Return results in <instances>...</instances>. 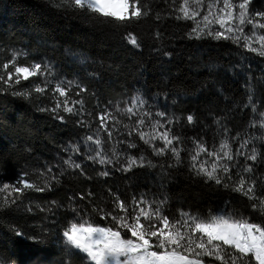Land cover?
<instances>
[{
    "label": "trees",
    "instance_id": "trees-1",
    "mask_svg": "<svg viewBox=\"0 0 264 264\" xmlns=\"http://www.w3.org/2000/svg\"><path fill=\"white\" fill-rule=\"evenodd\" d=\"M60 3L0 0V69L18 50V64L47 65L73 84L71 100H83V105L76 106L79 114L61 111V121L52 112L40 110L55 106L50 87L43 94L33 91L44 86L40 77L0 91V189L5 183L20 186L24 174L30 183L45 188L42 192L26 189L22 194L11 189L0 192L3 264H89L84 254L67 244L63 231L73 222L113 227L111 218L104 216L110 211L118 214L114 211L116 197L126 204L141 197L149 203L165 201L162 212L170 220L180 219L182 212L202 218L226 212L264 226V208L259 204L264 199V57L232 39L190 36L196 21L176 18L182 0H143L149 14L127 24L96 19L58 7ZM248 12L264 23L256 17L264 12V0H250ZM259 31L264 35V29ZM129 33L137 36L139 48L124 38ZM13 91L32 94L16 96ZM136 96L144 99L147 111L165 112L172 121L169 125L157 117L180 138L176 144L182 149L179 162L170 153L155 155L153 147L136 133L129 136L135 124L125 117L114 114L119 123L115 129L109 123L111 140L100 129L101 114H112L119 102H131ZM189 115L193 116L191 123ZM94 129L100 131L103 151L113 159L111 165L87 159L94 152L86 137L94 136ZM225 139L234 156L233 162L224 161L231 168V180L220 173L227 188L197 175L190 163L196 141L212 151ZM246 140L247 148L241 151L250 155L255 148V161L236 155ZM131 143L136 147H128ZM72 145L79 146L78 153L71 151ZM128 156H143L151 166L121 171ZM69 157L81 167L65 164ZM248 165L252 172L244 174L242 169ZM105 170L109 175L101 176ZM239 175L255 180L256 199L232 190ZM52 176L57 179L52 181ZM10 199L16 203L10 204ZM17 231L22 236L15 235ZM204 261L222 264L212 257ZM249 264H253L251 258Z\"/></svg>",
    "mask_w": 264,
    "mask_h": 264
},
{
    "label": "snow or ice",
    "instance_id": "snow-or-ice-1",
    "mask_svg": "<svg viewBox=\"0 0 264 264\" xmlns=\"http://www.w3.org/2000/svg\"><path fill=\"white\" fill-rule=\"evenodd\" d=\"M250 0H242L238 5L232 0H182L178 9L179 15L177 19L195 20L196 24L192 28L190 36L201 38L202 36H211L215 39H232L236 43L243 41V47L251 52L257 53L264 57V35H260L257 39L259 47L253 46V39L256 38V30L264 29V23L259 19H253L249 16L248 5ZM206 4V8H205ZM71 8L81 12L87 16L94 17L115 24H127L132 20H139L146 17L149 12L145 9L143 0H61L58 5ZM204 10L202 19L201 10ZM256 17L264 19V12L256 13ZM159 19V17H157ZM251 25L253 34L251 36L244 35V25ZM219 25L220 30L213 31L212 26ZM159 36V33H157ZM127 42L136 47H140L137 36L129 33L124 37ZM165 55H171L165 53ZM18 57L13 55L12 59L2 64L0 74V84L6 87L0 88V91L7 92L13 84H20L21 80L28 81L32 77L44 75V86H36L33 91L43 94L49 88L47 75L51 74V69L47 65L34 63L31 66H23L17 63ZM12 71H9V68ZM67 82L57 83L50 90L55 97V106L51 109L42 108L41 111H50L61 121L64 120L63 115H59L61 111L69 114H79L77 105H83V100H70V89L66 85ZM84 91V89H81ZM12 95L31 96V92H16ZM145 101L142 97L136 96L131 100V105L123 109L117 108L118 112H122L131 117H137L136 126L128 131L131 136L136 133L144 143L153 146V152L157 156H164L170 153L179 162L182 149L177 147L180 138L171 134V128H165V123L171 124L172 121L167 120L165 112H157L155 116L164 118L165 123H161L160 119L151 122V132L141 131L145 126L146 118H151L153 113L149 111L141 112L144 108ZM249 105L255 111V105L252 104V97L249 96ZM264 119V114H261ZM100 129L107 132L109 140L112 139L113 131L109 128V122H112V129H115L119 121L110 112H104L99 117ZM189 123L193 122V116L187 117ZM83 125L84 122L80 121ZM125 129H129V125H124ZM227 133V129L223 130ZM235 138H233L234 140ZM161 141L163 146L155 147V142ZM86 142L96 145L95 154L88 155L87 159L98 161L101 165H111L112 157L103 151L104 142L100 139V131L97 130L95 138L93 135L86 137ZM249 141H244L240 148L237 149L236 155L244 156L246 160L255 161L258 153L255 148L251 150L250 155H246L241 149L247 148ZM130 148L136 145L131 143ZM78 145H72V152H79ZM112 152L116 155V149ZM207 157L209 159H202ZM126 165L121 167V171H130L133 167L151 166V161L145 164L143 156L137 159L134 156L126 158ZM224 161L233 162L231 144L227 139L223 140L217 150L210 151L204 143L195 142V149L190 155V163L192 170L197 175H203L208 180H213L217 185L223 184L229 187L227 183L220 177L222 173L231 180V168ZM69 167L79 169L80 164L74 163L69 157L64 162ZM210 164V167H209ZM51 169H49V172ZM244 174L252 172L251 165L242 169ZM27 174L21 176L19 185L3 184L0 192L8 191L22 194L26 189H35L36 191H44V187H37L30 183L26 178ZM101 176H108L107 170L100 173ZM57 178L51 177L52 181ZM51 187V183H47ZM255 180H246L245 175H239L238 182L234 183L232 190L242 193L249 199L255 197ZM89 195H91L89 193ZM83 199V196H81ZM15 199H10V204H15ZM165 201L156 204L154 201L149 203L143 197L139 200L134 198L133 203L126 204L125 201L116 197L114 203V211L105 213L104 218H111L114 222L113 227H103L92 223H71L70 227L63 231V237L72 249L84 254L89 264H205V257H212L222 264H249V258L253 264H264V226L260 224L249 223L247 220L235 219L226 212L202 218L190 215L187 212L180 213V219H169L162 212ZM260 207L264 208V199H261ZM143 205V206H142ZM5 206H9L6 202ZM257 205L253 204V208ZM122 213V214H119ZM143 221V222H142ZM123 233V234H122ZM130 233L128 238L125 236ZM15 235L22 236V233L15 232ZM40 243L39 240H34ZM0 264H3L0 259Z\"/></svg>",
    "mask_w": 264,
    "mask_h": 264
},
{
    "label": "rangeland",
    "instance_id": "rangeland-1",
    "mask_svg": "<svg viewBox=\"0 0 264 264\" xmlns=\"http://www.w3.org/2000/svg\"><path fill=\"white\" fill-rule=\"evenodd\" d=\"M240 2H242V1H238V0H237V1H234L233 3L238 5ZM206 3H207V2H206ZM205 8H206V4H205ZM203 14H204V10L202 9V10H201V15H203ZM249 16H250L251 18H253V16H252L251 14H249ZM199 19H202V16L199 17ZM253 19H254V18H253ZM243 27H244V35L251 36V35L253 34V29H252V26H251V25L246 24V25H244ZM212 29H213V31L220 30L219 25H213V26H212ZM259 30H260V29H259ZM259 30H256V38H254L253 41H252L254 47H259V42H258V39H257V38L261 35ZM241 43H244V42L241 41ZM18 53H19L18 50H14L13 55H16V54H18ZM43 65H45V64H43ZM43 65H42V66H43ZM29 66H31V65H29ZM9 69H10L11 71L13 70L11 67H10ZM37 77H40L39 81H40L41 85H44L45 76H44V75H40V76H37ZM47 79H48V81H49V87H50V88L54 87L57 83L67 82L66 85H65V84H62V86H67V87L70 89V91H69V99L71 100V95H72V85H73L71 82H69V81L63 79L62 77H59V76H58L53 70L51 71V74H50V75H47ZM130 105H131V102H128V101L119 102L118 105L114 106L113 109H111V112H113V113H112L113 116H114V114H116V115L118 116V118H119V117H120V118H121V117H123V118L125 117L127 120H132V121H134V124H135V126H136V119H137V117H131V118H129L128 115H126V114H124V113H122V112H118V111H117V108L123 109V108H125V107H127V106H130ZM140 111H141V112H144V111H147V110H146L145 108H142V109H140ZM151 113H153L152 117H151L150 119H149V118H146L145 126H144L143 128L140 129L141 131L151 132V130H152V129H151V122L157 120V116H155V112L152 111ZM109 123H110V122H109ZM97 130H98V129H94L93 131H94V132H97ZM94 138H95V135H94ZM91 144H92V143H91ZM92 146H93V147H90V149L93 150V152H94V154H95L96 145L92 144ZM161 146H163V144H162L161 141H156V142H155V147H161ZM152 147H153V146H152ZM113 148H114V146H113ZM142 206H143V205H142ZM142 222H143V221H142ZM69 227H70V226H69ZM129 236H130V233H129Z\"/></svg>",
    "mask_w": 264,
    "mask_h": 264
}]
</instances>
